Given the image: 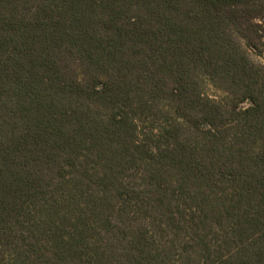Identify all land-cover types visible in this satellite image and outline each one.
I'll list each match as a JSON object with an SVG mask.
<instances>
[{
	"label": "trees",
	"instance_id": "trees-1",
	"mask_svg": "<svg viewBox=\"0 0 264 264\" xmlns=\"http://www.w3.org/2000/svg\"><path fill=\"white\" fill-rule=\"evenodd\" d=\"M250 54L264 0H0V264H264Z\"/></svg>",
	"mask_w": 264,
	"mask_h": 264
},
{
	"label": "rangeland",
	"instance_id": "rangeland-1",
	"mask_svg": "<svg viewBox=\"0 0 264 264\" xmlns=\"http://www.w3.org/2000/svg\"><path fill=\"white\" fill-rule=\"evenodd\" d=\"M251 59L256 63H264L263 58L256 57L253 54H250ZM202 91L204 95L211 96V97H219L220 93L215 91V89L205 80L202 83Z\"/></svg>",
	"mask_w": 264,
	"mask_h": 264
}]
</instances>
